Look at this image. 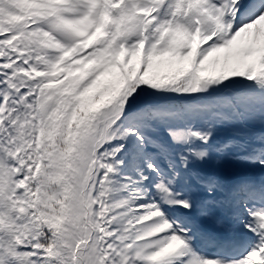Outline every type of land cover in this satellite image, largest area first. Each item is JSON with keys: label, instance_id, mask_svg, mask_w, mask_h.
<instances>
[{"label": "snow or ice", "instance_id": "obj_1", "mask_svg": "<svg viewBox=\"0 0 264 264\" xmlns=\"http://www.w3.org/2000/svg\"><path fill=\"white\" fill-rule=\"evenodd\" d=\"M0 264H264V0H0Z\"/></svg>", "mask_w": 264, "mask_h": 264}]
</instances>
